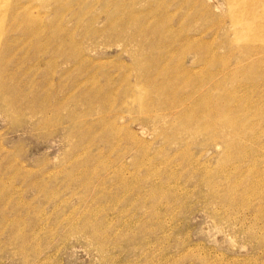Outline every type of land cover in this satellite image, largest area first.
I'll return each mask as SVG.
<instances>
[{
	"label": "rangeland",
	"instance_id": "rangeland-1",
	"mask_svg": "<svg viewBox=\"0 0 264 264\" xmlns=\"http://www.w3.org/2000/svg\"><path fill=\"white\" fill-rule=\"evenodd\" d=\"M12 1L14 9H0V264H264V115L248 123L238 147L208 126L173 119L168 104H131L140 93L129 52L140 49L120 26L106 31L115 0L109 8L107 0ZM133 1L134 25L162 16L172 25L165 32L178 35L167 66L189 49L185 35L204 29L217 56L228 41L253 47L252 71L246 77L239 67L237 85H250L264 110V0ZM185 56L194 71H214L198 81L203 89L223 77L212 93L238 109L232 78L194 52ZM122 63L131 85L114 83L121 105L88 101L93 80L120 77ZM177 83L170 93L198 87ZM99 116L106 127H91Z\"/></svg>",
	"mask_w": 264,
	"mask_h": 264
},
{
	"label": "bare ground",
	"instance_id": "bare-ground-1",
	"mask_svg": "<svg viewBox=\"0 0 264 264\" xmlns=\"http://www.w3.org/2000/svg\"><path fill=\"white\" fill-rule=\"evenodd\" d=\"M104 1H106V0H104ZM162 2H164V1H162ZM106 3H107L106 8H109L110 3L112 4V2L110 0H107V2H105V4ZM136 3H139V2H135L133 0H131V1H118V0L116 1L115 0L113 8H111V9L107 10V12H105L106 13L105 25L107 26L106 31L110 32V31L114 30L116 26H120L121 30H124V33L127 34V39L131 42L135 41V43L137 44V49L138 48L140 49V52H138V54H137V52H129V54L132 57H135L134 63H135L136 67L134 66V68L138 72L137 77L135 78V82L133 83L135 86L134 90L137 91L138 93H140L139 98H136V100H135V96L133 97V101L134 100L135 101L132 102L131 104H135V102L137 100H140V99H141V102L143 103V107L146 109H149L150 107H155L156 104H160V106L163 103L168 104L167 106L169 108H167V110H168L167 115L172 116L173 119L190 120L194 123H199L200 126H202L204 129L206 128V126H208V131L212 135L214 134V137L216 139L224 140V141H227L228 143H230V142L236 143V145H239L238 147H240V145L242 146V144H240L236 140V138L245 137L248 134L247 132L250 129V128H247L248 123L251 122V124L252 123L253 124H256V123L259 124L258 119L260 118L261 114L264 115V110L262 111V108L259 106V104H256V105L253 104V100H254L253 99V94H254L253 92L254 91L251 92L248 89H246L250 85H248V84L237 85V83L240 82V78L237 74V73H241L238 71L239 67L244 69V71H242V72H244V76H246V77L249 76V73H247V71H249V70L252 71V63H248V62L253 59V56L255 53L254 48L253 47H250V48L239 47V48H237L233 45V42H229L227 39L228 44L225 45V47H223L227 51H225V53H221L217 56V55H215V53H217V48L214 50V48L211 47L209 40H207L205 38V36H206L205 33L207 32V30L204 29L197 36L189 35V34L185 35V37L183 38V41L190 43L189 49L182 48L181 47L182 45L181 46L179 45L182 48V50L181 49L179 50L180 51V53H179L177 51L179 48L177 49V47H176V43H177L176 40L178 38H175L178 35L176 34V36L174 37L173 34L165 32L166 29L172 28V25H167L164 22H162V20H161L163 18L162 16H152V19H150L151 17L148 19L141 18V20L136 22L137 24L135 23V25H134L133 21H135V19L136 20L138 19L136 16L137 15L136 12H138L137 7H136ZM161 4H164V3H161ZM197 6H196V8H198ZM13 7H14V3L12 0L11 1L10 0H0V9L1 8H7V9L9 8V11H10ZM239 7H241V6H239ZM21 8H23V7H20V9ZM77 12H79V11L77 10ZM122 14H126L129 16V17H126V18H128V19H126L127 21H125ZM138 16H140V15H138ZM165 17H167V16H165ZM90 22H92V21L90 20ZM119 22H122V24H120ZM169 23H170V20L168 21V24ZM33 24L31 23V25H33ZM124 24L125 25L128 24V26H132V28H130V27H129V29L125 28L126 26ZM26 26H28V25H26ZM26 26H25V28H26ZM28 27H27V29H28ZM30 27H32V26H30ZM32 28H30V29H32ZM32 32H33V30H32ZM46 32L48 33V30ZM164 32L169 34V35L165 34ZM172 32H173V30H172ZM25 33L27 35L30 32H28V33L25 32ZM29 35H27V36H29ZM180 38H181V36H180ZM46 39H48V38H46ZM179 42H178V44H181V43L183 44V42L181 40ZM208 43H209V45H208ZM175 47L177 49L176 51L180 55L178 57L175 56V58L177 57L176 58L177 62L175 64L167 66L165 61L172 57V53H173L172 51ZM137 49H135V50H137ZM150 50H151L152 54L149 53ZM153 50H156V54H153ZM142 51H143V53H142L143 55H141ZM189 52L196 53V56H198V60L201 62H204L205 64H207V62H209V64H212V65H213V63L218 64L219 68L222 71L221 73H223V71H224L226 74L224 73L223 75H225L226 77L232 78L234 84L230 88V91L228 92V94L231 98H234L236 100V102L238 103V109H233V107L230 105L227 106L226 104L223 103V100H224L223 97H221L219 95H213V93H212L213 90L221 87V85L223 84V80H224L223 77H222V79L220 78L221 80H219V81L217 80L216 82H214L213 86L209 87V89H203L204 86L202 84L205 83L208 79H211L213 77L212 74H214V71L209 72V71L205 70L204 72L199 73L196 70L194 71L192 67L187 66L184 62H185V58H186L185 55H186V53H189ZM178 53H176V55ZM212 53H214V54L211 55ZM136 55H138L139 57ZM245 56H249V57L244 58ZM225 61L228 63L225 67H222L225 65L222 62H225ZM143 62L151 63V65H149V64L145 65ZM229 63H231L232 66H229L228 65ZM104 64H105V62H104ZM124 64H126V62ZM102 66H103V64H102ZM106 68H108V67H106ZM122 68H124V71L120 77H116L114 75H106L108 80L105 78L106 82H102V83H100L98 80L94 79L93 84L91 85V94L88 95V99H89L88 101L96 102V103L98 102L100 104V106H104L107 109H111V110L115 109L116 110L117 109L116 107H118V105H121L120 104L121 102H119V99L117 98L120 95V88H118V86H115L114 83L116 81H120V84H121L120 86H122L125 82H127V84L123 85V87H126V88L129 85H131L130 84L131 80L130 79L127 80V76L129 75V73L126 71V69H128V67L123 66V63H122L121 69ZM220 69H219V71H220ZM128 70H130V69H128ZM219 71H217V72H219ZM104 73H106V72H104ZM157 74H161L163 76V79L161 81L160 80L157 81L155 79ZM215 74H216V72H215ZM93 76H95V75H93ZM177 80L180 81V83H182V84H189L190 81H193L196 84L198 83V81L204 80L205 82L198 83V87H196V90L194 92H192L191 94H189L187 96H184V94L180 93V92H179V94L175 93V91L170 93V91H172L174 88L178 87ZM171 82L172 83L174 82V83L170 86ZM123 87L121 88V90H123ZM240 88L245 89L244 91L246 93H237V92H239ZM179 89H183V87H181V85H180ZM125 91H127V90H125ZM144 91L145 92H148V91L151 92L152 97L150 98L149 96H143V94L147 95ZM142 92H143V94H142ZM128 94H127V96H128ZM138 106L142 107L141 105H138ZM46 109H48V108H46ZM251 111H252V113H251ZM234 112H238L239 114H241L240 119L237 118V115H235ZM249 113H251V115H249ZM115 117H117V116H115ZM156 118H157V116H156ZM106 119L107 118H105L104 116H102V117L99 116L98 119H96V121L91 122V124H92L91 127H95L96 125L102 126L103 128L106 127L105 126L107 123ZM244 119H246L245 120L246 122L243 121ZM87 124H89V123H87ZM218 125L225 127V129H226V130H224L225 133H223V134L219 133L223 130L220 129L218 127ZM86 128H88V127H86ZM252 129H254V128H252ZM91 130H94V129H91ZM92 134H93V131H92ZM114 137H115V135H114ZM209 137L211 138L212 136H209ZM212 141H213V144H215V140H212ZM228 145L229 144L225 143L224 147H226V149L231 148V147H227ZM249 145H251V144H249ZM227 154L229 157L232 154V152L228 151ZM233 165H235L237 168H239L241 164L238 162H234ZM263 231H264V229H263Z\"/></svg>",
	"mask_w": 264,
	"mask_h": 264
}]
</instances>
